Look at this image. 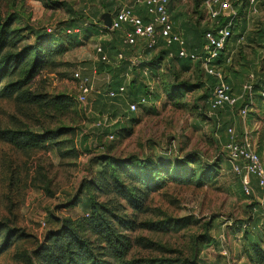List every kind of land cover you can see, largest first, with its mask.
<instances>
[{"label": "rangeland", "instance_id": "374dc122", "mask_svg": "<svg viewBox=\"0 0 264 264\" xmlns=\"http://www.w3.org/2000/svg\"><path fill=\"white\" fill-rule=\"evenodd\" d=\"M115 3L121 6L127 0H0V16L3 19L11 15L16 17L13 28L20 30L26 40L24 44H33L38 35L46 36V39L57 46L56 43H62L52 39L53 35L50 34L60 29L59 25L65 27L75 14L85 10L84 14L94 24H99L100 21L106 27L105 16L109 15L108 10ZM170 17L175 31L183 34L190 44L191 38L193 44H197L193 38L199 35L197 38L201 39L203 30L212 27L214 23L209 20L201 3L196 5V0H171ZM245 19V38L247 34L264 29V0H259L256 12L251 9ZM194 27H199L201 31H191ZM237 33L238 31L235 32ZM58 36L66 38L63 44L68 48L67 52L56 57L53 66L39 72L30 87L49 97L65 95L73 101V106L58 116L51 112L41 115L34 109L30 111L31 117L28 118L24 114L25 110L20 111L13 101L0 100V129L15 125L37 129L38 123L51 129L57 126L74 129L73 134L60 139L63 141V157L53 149L46 152H20L0 141V221L7 222L9 227L22 230L28 235V238L17 241L0 255V264H28V253L36 249L49 229L56 228L52 223V216H80L83 205L80 200L86 201V196L79 192L84 181L93 179L97 174V156L109 154L125 158L129 155L156 156L161 152H166L174 161H181L187 154L193 153L197 155V161L193 164L195 169L199 170L205 164L215 161L218 162L215 164L219 169L213 171L210 180L201 187L178 186L168 182L163 189L151 194L148 198L150 212L139 214V222L160 223L168 219L173 221L192 216L198 223L193 222L181 231L163 224L167 227L158 231L142 229L131 233V238L139 241L131 255L175 262L190 260L193 256L196 264H254L248 258L247 249L245 250L244 229L240 225L247 218L249 200L243 197L241 181L231 171L224 149L225 143L217 129L222 125L232 126L239 135L247 130L264 166V97L260 96L258 89L248 99L242 92V86L250 74L254 75L251 84H255V88L256 85L257 88L264 85V46L263 49L256 47V44L247 46L246 39L240 43L235 42L237 48H242L248 66H235V70L241 72L233 81V94L241 100L239 99L235 109L223 110L221 116L220 112L212 114L204 107L203 100H198L204 94L203 88L197 86L199 79L204 76L201 68L184 71L177 66L176 75H173L164 60L155 70L151 69L157 100L136 113L130 136H117L108 140L104 132L94 128L93 124L101 118L102 122L108 124V131L112 132L116 129V120L111 122L109 118L114 114H123L126 102L97 95L98 92L103 94L109 80L107 76L98 75L94 71L97 65L95 47L102 42L111 44L133 63H136L135 60L143 49L141 46L126 48L118 42L116 35L110 33L102 37L90 34L86 38L80 37L79 41L73 36ZM56 38L58 39L57 36ZM158 50L159 48L149 59ZM238 50L236 49L235 54ZM76 71L88 77L93 84V92L86 104H79L75 100L78 89L73 74ZM180 84H187L184 91H181L182 97L175 92V97L170 98L167 91ZM245 104L248 106V113L243 119L237 115V111ZM126 126L130 124L127 123ZM72 149L75 154H70ZM173 175L174 170L169 173V177ZM79 195L81 199L78 207L68 209L72 199ZM107 199L117 201L112 194L99 197V201ZM121 203L125 205L124 202ZM124 209L125 214L131 213L130 209ZM262 225L261 220H258L248 234L260 236V246L264 250Z\"/></svg>", "mask_w": 264, "mask_h": 264}, {"label": "trees", "instance_id": "16d2710c", "mask_svg": "<svg viewBox=\"0 0 264 264\" xmlns=\"http://www.w3.org/2000/svg\"><path fill=\"white\" fill-rule=\"evenodd\" d=\"M203 1L196 0V5L199 3L202 5ZM229 3L235 15L227 17L219 15L214 20L212 27L203 30L202 35H200L201 39H198L199 35L197 36L198 38H193L197 44H193L192 38L190 44L182 34L185 40V48L189 53L187 58H179L178 46L173 44L167 47L162 39H158L156 46L152 49H146L142 44H139L138 46H141L143 50L139 52L137 64L133 63L127 55L111 44L102 42L97 45L101 47V54L106 57L107 61L103 62L100 59H96L97 65L94 71L98 75L107 76L109 80L103 94L98 92L99 94L97 95L111 100H120L123 103L126 102V106L123 114L119 116L114 114L112 118H109L111 122L116 120V129L112 132L108 131V124L102 122L101 118L95 120L94 128L104 132L106 139L109 136L113 137L111 140L117 136H130L132 134L131 126L136 121L134 119L136 113L141 108L153 105L154 101L157 100V89L153 85L154 79L151 69L155 70L157 66H160L166 60L173 75L177 66L184 71L198 68L203 71L202 63L206 62L208 57L203 49L206 43L204 40L205 32L213 31L215 28L222 27L228 23H230L231 36L224 48L219 50L217 57L210 60L209 64L215 70L221 71L224 81L230 86L233 94V81L238 78L241 72L238 69L235 70V66L237 65L241 68L248 66V62L242 54V48H237L235 42L240 43L246 39L247 46L256 44V47L263 49L264 29H260L253 34H247L245 38V16L251 9H256L259 0H253V2L251 0H229ZM121 6L115 3L112 8L110 7L111 9L108 10L109 16L112 18ZM170 10L171 0L168 5L169 14ZM84 13L85 10L77 15L75 14V17H72L73 19L69 20L65 27L59 25L60 29L54 30L55 32L52 31L53 34H50L53 35L52 39L62 43V45L56 43L55 45L57 46H54L49 39H46V36L38 35L33 44H24L26 40L20 34V30L13 28L16 17L11 15L3 19L0 16V100L13 101L20 111L25 110L26 113L24 114L28 118L31 117L29 116L30 111H34V109L41 115L42 113L51 112L53 115L58 116L63 115L73 106V101L65 95L49 97L33 91L30 87L32 80L39 72L48 66H53L55 63L54 59L67 52L68 48L63 44L66 38L63 39L58 34H64L65 37L73 36L79 41L80 37L86 38L90 34L102 37L110 33L116 35L118 42L122 46L130 49L135 48L126 46L123 43L121 32L106 29L100 21L98 22L99 24H94ZM134 14L144 22L149 20L145 8L142 6L136 7ZM173 20H176V16L173 17ZM74 30H77V32L71 33L72 35L67 33V31ZM173 30L176 32L174 25ZM191 31L198 32L201 30L199 27H194L191 28ZM237 31L238 33L235 34ZM157 48H159L157 54H154L149 59V56ZM236 49L239 50L235 54ZM119 54L123 55V59H118ZM190 55L194 58L190 57ZM203 73L204 76L199 79L197 86L203 88L204 94L198 100H203L204 107L212 114L220 112L221 116L223 110H232L229 107L211 110L210 101L217 79L207 75L205 72ZM249 76L247 82L252 83L254 75H252V80H249ZM123 85H125V91L122 94H118L114 98L107 96L109 91L116 92ZM185 85L187 84H180L179 88H173L172 86V89L167 91L168 94L170 93L169 97L174 98L176 93L182 97L181 91H184ZM251 87V96L253 91L258 89V93L263 97L261 93L264 92V85L258 88L256 85L255 88V84H251ZM245 96L246 99L249 98V95L246 94ZM141 99H145L147 103L139 105L136 113L127 112L128 104L139 102ZM238 102L234 109L238 106ZM245 105L240 107L242 108ZM127 123L130 126H126ZM229 127L222 125L217 129L224 143H226V131ZM73 133V128L63 126L51 129L38 123L37 129H31L26 125H15L12 128L0 129V141L11 145L20 152L33 150L46 152L53 149L63 157L61 152L63 141L60 139ZM71 151L70 154H75L74 149ZM167 155L166 152H161L156 156L152 154L143 156L129 155L125 158H117L109 154L97 156L95 159L99 167L97 174L93 179L85 180L79 192L80 195L83 193L86 196V201L82 202L79 195L78 198H74L75 202L72 199V202L68 205V209L77 208L80 200L83 204L80 216L77 218H55L52 216V223L56 228L49 229L46 232L42 242L32 253H28L30 255L27 256L26 262L28 264H196V258L193 256L190 260L175 262L170 259L138 258L131 255L136 243H139V241L131 238V233L142 229L158 231L159 229H164L162 227H167L168 224L174 227L176 231H181L193 224V222L195 224L198 223L192 216L173 221L168 219L160 223L139 222L137 220L139 214L150 212L148 198L151 194L163 189L168 182L178 186L195 185L201 187L207 180H210V176L214 173L213 171L219 169L215 164L218 163L217 161L205 164L199 170L195 169L193 164L197 161V155L193 153L187 154L181 161L171 160ZM173 170L174 175L169 177V173ZM110 194L117 199L116 202L109 199L99 201L100 195L108 196ZM243 197L249 200L244 195ZM120 201L124 202L125 205ZM125 207L130 209V214L123 212ZM247 209V218L243 223H240L241 228L244 229L245 250L247 249L248 258L254 264H263L264 250L260 246L261 237H254L248 234L249 230L255 226V222L258 220L260 222L261 220L260 207L255 201L249 200ZM163 224L167 225L163 226ZM262 226L264 227V225ZM25 238H28V235L22 230L9 227L7 222L0 221V255L13 247L14 243ZM144 247L146 246L144 245Z\"/></svg>", "mask_w": 264, "mask_h": 264}, {"label": "built area", "instance_id": "2783aa9c", "mask_svg": "<svg viewBox=\"0 0 264 264\" xmlns=\"http://www.w3.org/2000/svg\"><path fill=\"white\" fill-rule=\"evenodd\" d=\"M170 0H127L119 11L111 18V27L106 28L111 31H119L122 34L123 43L126 46L136 47L142 44L146 49H152L156 46L158 39H162L165 46L176 44L178 46V57L187 58L189 53L185 48V40L182 34L174 32L173 23L168 12ZM253 2V0H251ZM142 6L145 8L149 20L144 22L134 14L135 8ZM206 12L210 21L219 15H235L229 2L222 0H204L201 5ZM256 12V9L252 10ZM77 30L67 31L68 34L76 33ZM231 36L230 23L222 27H217L213 31H207L204 34L205 46L204 51L208 55L206 62L202 63L203 71L217 79L213 89L210 101L211 110L229 107L233 109L240 99L233 96L230 86L224 81L223 74L210 66L209 61L217 57L219 50H222ZM97 59L106 62L107 59L102 55L100 46L95 47ZM190 57L194 58L190 55ZM118 59H123L119 54ZM137 63V59L135 60ZM253 76H249L252 80ZM73 80L76 81L78 95L76 100L79 104H86L89 95L93 91V84L86 77H83L79 71L73 74ZM251 83L248 81L242 86L243 95L251 94ZM125 91V85L115 91H109L107 96L114 98ZM264 97V92L261 93ZM145 99L139 102L130 103L127 106V112L136 113L139 105H145ZM248 106L245 105L237 111L240 118H246ZM113 137L109 136L111 140ZM227 161L230 164L231 171L240 178L241 190L243 195L249 200L255 201L260 207L261 222L264 225V166L261 162L258 150L249 137L247 130L239 135L234 127H229L226 131V143L224 146ZM251 179L254 180L257 189L262 196L256 194L252 186ZM42 225H45L42 222Z\"/></svg>", "mask_w": 264, "mask_h": 264}, {"label": "water", "instance_id": "95a60500", "mask_svg": "<svg viewBox=\"0 0 264 264\" xmlns=\"http://www.w3.org/2000/svg\"><path fill=\"white\" fill-rule=\"evenodd\" d=\"M104 24L107 28L111 27V17L109 15L105 16Z\"/></svg>", "mask_w": 264, "mask_h": 264}, {"label": "crops", "instance_id": "0c3cea01", "mask_svg": "<svg viewBox=\"0 0 264 264\" xmlns=\"http://www.w3.org/2000/svg\"><path fill=\"white\" fill-rule=\"evenodd\" d=\"M175 29V28H174ZM251 183H252V186H253V188L255 189V191L257 192L256 194H258L259 196H262V193L257 189V187H256V185H255V182H254V180L253 179H251Z\"/></svg>", "mask_w": 264, "mask_h": 264}]
</instances>
